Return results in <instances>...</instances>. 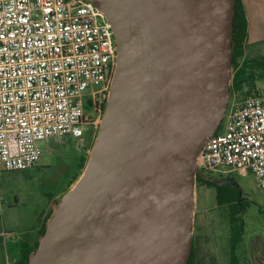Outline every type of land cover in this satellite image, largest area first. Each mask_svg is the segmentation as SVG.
Listing matches in <instances>:
<instances>
[{"label": "water", "instance_id": "water-1", "mask_svg": "<svg viewBox=\"0 0 264 264\" xmlns=\"http://www.w3.org/2000/svg\"><path fill=\"white\" fill-rule=\"evenodd\" d=\"M116 68L89 159L28 264H188L197 157L231 98L236 0H91Z\"/></svg>", "mask_w": 264, "mask_h": 264}, {"label": "built area", "instance_id": "built-area-1", "mask_svg": "<svg viewBox=\"0 0 264 264\" xmlns=\"http://www.w3.org/2000/svg\"><path fill=\"white\" fill-rule=\"evenodd\" d=\"M116 59L96 2L0 0V173L38 166L43 143L79 139L100 122ZM197 160L208 174L250 173L264 192V91L230 107ZM3 203L0 188V216Z\"/></svg>", "mask_w": 264, "mask_h": 264}, {"label": "rangeland", "instance_id": "rangeland-1", "mask_svg": "<svg viewBox=\"0 0 264 264\" xmlns=\"http://www.w3.org/2000/svg\"><path fill=\"white\" fill-rule=\"evenodd\" d=\"M244 58L252 67L250 71L253 79L244 84L239 91L231 90L229 109L233 104L245 99L253 90L264 91V60L247 56L246 49ZM234 73L235 70L232 78ZM99 127L100 122L89 126L92 131L90 142L82 136L79 139L67 137L64 141L52 139L48 143H43L44 155L38 166L32 169L0 173V188L4 199L0 231L12 233L9 239L18 238L21 241L31 237L33 240L36 239L37 229L44 221L43 217L46 218L58 204L69 189L71 178L79 171L77 164L80 157L85 156L88 161ZM86 130L87 128H84V133ZM212 176L218 177L214 174ZM228 176L237 181L242 188L241 194L248 202L245 211L242 212L245 234L237 250V262L248 264L251 255L247 252L250 245L254 243V246L258 244V247H264V192L258 188L256 180L250 173L234 172ZM215 196L214 188L196 185L195 225L198 232H203L207 236L205 239L209 241L210 237L213 238L216 248L229 249L230 252L229 219L232 213L226 207L217 205ZM12 246L11 243L0 242V264H12V261L10 262L13 255ZM15 247L18 256L19 247L17 245Z\"/></svg>", "mask_w": 264, "mask_h": 264}, {"label": "trees", "instance_id": "trees-1", "mask_svg": "<svg viewBox=\"0 0 264 264\" xmlns=\"http://www.w3.org/2000/svg\"><path fill=\"white\" fill-rule=\"evenodd\" d=\"M247 38H248V19H247L246 10H245L242 0H236L235 18H234V36H233L234 51H233V60H232L233 70H235V73H234V77L232 80V87H231L232 92L239 91L240 89L243 88L244 84L249 82V80L253 79L252 72L250 71L252 67L251 65H249V63L244 58ZM86 162H87L86 157L81 156L77 164V169L79 171L76 172L75 175L71 178L69 185H68L69 189H70V186L73 185L78 180L80 173H82L81 171L84 170L85 168ZM210 175L212 176V174ZM227 177L228 176H225V177L216 176L214 178L223 180ZM197 186H206V187L214 188L216 190L215 199H216L217 205L230 207L232 211V215L230 216L231 218L229 219L230 230H231L230 264H238L237 250L239 246L241 245L244 234H245L244 222L241 216L235 213L240 208V205L236 204V198L239 193V190L236 187H231L229 185L220 187L200 177L197 178ZM69 189H67V191ZM51 212L42 222V225L39 228L38 236L36 237V239L32 240L31 238H29L28 242L26 239L18 244L19 255H18L16 264H28L30 254L38 246V238L41 235H43L45 232L46 222L48 218L50 217V215L52 214ZM188 264H193V245H192V250H191Z\"/></svg>", "mask_w": 264, "mask_h": 264}, {"label": "crops", "instance_id": "crops-1", "mask_svg": "<svg viewBox=\"0 0 264 264\" xmlns=\"http://www.w3.org/2000/svg\"><path fill=\"white\" fill-rule=\"evenodd\" d=\"M248 19V38L246 43L247 56L252 58L264 59V0H242ZM263 65V64H262ZM51 200V202H53ZM45 216L43 217V220ZM40 228V227H39ZM37 229V234L39 231ZM197 225L194 229L193 238V264H230V252L229 249H219L213 244V238L210 237L208 241L203 232L197 231ZM12 234V233H11ZM11 234L0 231V242L11 243L12 246V264H16L18 256L16 255V247L20 243L18 238H11ZM27 238V242H28ZM32 239V237H31ZM33 240V239H32ZM19 242V243H18ZM22 242V241H21ZM251 257L248 264H264V247H258V244L254 246V243L250 245L248 249ZM240 264V263H238Z\"/></svg>", "mask_w": 264, "mask_h": 264}, {"label": "flooded vegetation", "instance_id": "flooded-vegetation-1", "mask_svg": "<svg viewBox=\"0 0 264 264\" xmlns=\"http://www.w3.org/2000/svg\"><path fill=\"white\" fill-rule=\"evenodd\" d=\"M104 103V102H103ZM102 103V104H103ZM87 104H89V102H87ZM105 107H106V104H105ZM92 121L87 125V130L86 132L84 133L83 137L85 140H87V142H90L91 141V133L92 131L89 129V126L92 125ZM227 178H230V176H228ZM238 189V188H237ZM239 190V189H238ZM247 199L245 198V196H243V194H241V192L239 191L238 195H237V198H236V204L240 205V208L239 210H237L235 213H237L238 215L241 216L242 218V212L245 211V207H246V204H247ZM222 207H226L229 211H231L230 207L228 206H222ZM232 213V211H231ZM243 219V218H242Z\"/></svg>", "mask_w": 264, "mask_h": 264}]
</instances>
